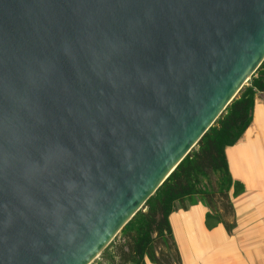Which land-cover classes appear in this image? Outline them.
Instances as JSON below:
<instances>
[{"label":"water","instance_id":"1","mask_svg":"<svg viewBox=\"0 0 264 264\" xmlns=\"http://www.w3.org/2000/svg\"><path fill=\"white\" fill-rule=\"evenodd\" d=\"M263 61L264 0H0V264H92Z\"/></svg>","mask_w":264,"mask_h":264},{"label":"trees","instance_id":"2","mask_svg":"<svg viewBox=\"0 0 264 264\" xmlns=\"http://www.w3.org/2000/svg\"><path fill=\"white\" fill-rule=\"evenodd\" d=\"M257 74L261 78L254 81V88L264 92V61ZM252 108V93L233 100L228 114L221 115L215 127L200 139L197 151L187 155L123 228L121 240L111 247L110 264H146V260L152 264H181L168 218L177 209L185 210L193 196L204 201L217 224L232 232L235 221L229 194H240L243 187L231 179L224 152L248 129ZM210 218L207 214L206 219Z\"/></svg>","mask_w":264,"mask_h":264},{"label":"crops","instance_id":"3","mask_svg":"<svg viewBox=\"0 0 264 264\" xmlns=\"http://www.w3.org/2000/svg\"><path fill=\"white\" fill-rule=\"evenodd\" d=\"M226 161L231 179L243 187L232 202L236 227L208 230L203 206L170 216L181 264H264V99L256 101L252 122Z\"/></svg>","mask_w":264,"mask_h":264},{"label":"rangeland","instance_id":"4","mask_svg":"<svg viewBox=\"0 0 264 264\" xmlns=\"http://www.w3.org/2000/svg\"><path fill=\"white\" fill-rule=\"evenodd\" d=\"M260 78H261V76H259V74H257V71L252 75V77L242 86V88L240 89V91L238 92V94L235 96V98H234V100H236V99H238L239 97H241V95L242 94H244V93H247V92H249V93H252L253 94V108H252V111H251V118H252V116H253V110H254V106H255V104H256V101L257 100H262V99H264V97H263V95H264V92H259V91H257L255 88H254V81H259L260 80ZM233 102V101H232ZM231 102V103H232ZM230 106V105H229ZM229 106L227 107V108H229ZM225 109L224 111H223V113L221 114V115H223V116H225L226 114H228V109ZM220 115V116H221ZM219 116V117H220ZM219 119V118H218ZM218 119L214 122V124L208 129V131L211 129V128H214L215 127V124H216V122L218 121ZM251 122H252V120H251ZM251 124V123H250ZM250 126V125H249ZM207 131V132H208ZM241 138H242V136H241ZM240 138V139H241ZM240 139L238 140V142L240 141ZM237 142V143H238ZM236 143V144H237ZM235 144V145H236ZM233 147V146H232ZM229 148H231V147H229ZM229 148H227L226 150H225V152H224V154H225V157H226V152L228 151V149ZM197 151V146H195L192 150H191V152L189 153V154H192L193 152H196ZM230 174V173H229ZM242 194V192L240 193V194H237V195H235V196H232L231 195V193L229 194L230 195V200H231V204H232V207H233V201L236 199V198H238L240 195ZM234 199V200H233ZM199 206H203L205 209H206V214H208L211 218L210 219H206L205 220V227L208 229V230H210V229H213V228H215V227H217V226H219V224H217L216 222H215V219H213L214 218V216H212V213L209 211V209H208V207L205 205V203H204V201H202V200H200L199 198H197L196 196H193L187 203H186V209L185 210H182V209H177L175 212H173L170 216L172 217V216H174V215H176V214H182V213H188V212H193V213H195V212H199V210H198V208H199ZM144 208V207H143ZM142 208V209H143ZM141 209V210H142ZM140 210V211H141ZM139 211V212H140ZM219 212V211H218ZM221 214H222V212H221ZM170 216H169V218H168V221H169V219H170ZM207 216V215H206ZM235 218V217H234ZM234 221H235V219H234ZM170 222V221H169ZM258 223H259V221H258ZM170 224V223H169ZM235 227H236V225H235ZM174 228H176V224L174 223ZM174 230V229H173ZM172 231V230H171ZM122 235H123V233H122V231L116 236V238L111 242V244L100 254V256L92 263V264H110V262H111V257H112V246H113V244L114 243H117V242H119L120 240H121V238H122ZM173 239H174V242H175V245H176V241H175V238H174V236H173ZM176 247H177V245H176Z\"/></svg>","mask_w":264,"mask_h":264},{"label":"bare ground","instance_id":"5","mask_svg":"<svg viewBox=\"0 0 264 264\" xmlns=\"http://www.w3.org/2000/svg\"><path fill=\"white\" fill-rule=\"evenodd\" d=\"M239 85L237 87L234 88V91H236L238 89ZM261 137V136H260Z\"/></svg>","mask_w":264,"mask_h":264}]
</instances>
